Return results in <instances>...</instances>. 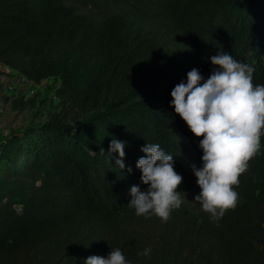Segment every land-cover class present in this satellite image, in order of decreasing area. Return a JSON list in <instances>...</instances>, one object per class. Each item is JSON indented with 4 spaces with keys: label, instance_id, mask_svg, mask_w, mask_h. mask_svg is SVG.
Masks as SVG:
<instances>
[{
    "label": "trees",
    "instance_id": "trees-1",
    "mask_svg": "<svg viewBox=\"0 0 264 264\" xmlns=\"http://www.w3.org/2000/svg\"><path fill=\"white\" fill-rule=\"evenodd\" d=\"M165 22L207 57L154 53L132 84L114 82L127 50L151 61L147 36ZM219 50L264 84V0H0V65L36 84L60 80L58 112L0 146V264H84L111 247L132 264H264V134L223 217L181 204L165 221L128 205L132 185L147 187L136 167L146 142L173 154L181 197L198 186L202 137L170 93L193 67L207 78ZM113 137L127 142L124 172L99 154Z\"/></svg>",
    "mask_w": 264,
    "mask_h": 264
},
{
    "label": "clouds",
    "instance_id": "clouds-1",
    "mask_svg": "<svg viewBox=\"0 0 264 264\" xmlns=\"http://www.w3.org/2000/svg\"><path fill=\"white\" fill-rule=\"evenodd\" d=\"M213 65L205 78L193 67L187 79L181 80L171 90L170 105L186 122L199 140L202 165L192 164L201 191L194 195L203 211L214 218L223 217L226 210L234 208L238 200L235 185L239 176L248 168V161L261 148L264 134V84L253 83L254 67L237 60L225 50L210 57ZM126 141L116 137L110 140L107 151L100 147L99 154H106L113 166L125 170ZM146 155L136 161L141 182L129 189L128 203L137 215H157L167 220L173 209L182 204L179 186L183 177L175 169L173 154L159 143L141 146ZM118 154V155H117ZM131 173V166L127 167ZM146 247L140 255L151 254ZM84 264H132L121 248H112L107 256L91 255Z\"/></svg>",
    "mask_w": 264,
    "mask_h": 264
},
{
    "label": "rangeland",
    "instance_id": "rangeland-1",
    "mask_svg": "<svg viewBox=\"0 0 264 264\" xmlns=\"http://www.w3.org/2000/svg\"><path fill=\"white\" fill-rule=\"evenodd\" d=\"M81 10L97 13L93 8L88 10L81 8ZM168 23L161 25L154 36H147V41L153 39L155 40L153 43L157 45L153 48L151 61L148 62L136 56L132 58L127 50L119 59L118 66L112 75L114 82L125 86L132 84L137 77L144 74L149 64L153 65L154 53L165 52L175 56L184 49H188L194 53V56L207 57L202 47L184 38L178 29ZM59 86L58 78L45 79L36 84L0 65V146L5 141L24 137L31 129H38L48 122L50 115L58 112L59 99L56 91ZM200 191V187L197 186L192 192L182 197V205L193 211H203L200 203L193 201L194 195Z\"/></svg>",
    "mask_w": 264,
    "mask_h": 264
},
{
    "label": "built area",
    "instance_id": "built-area-1",
    "mask_svg": "<svg viewBox=\"0 0 264 264\" xmlns=\"http://www.w3.org/2000/svg\"><path fill=\"white\" fill-rule=\"evenodd\" d=\"M12 87V86H11Z\"/></svg>",
    "mask_w": 264,
    "mask_h": 264
}]
</instances>
